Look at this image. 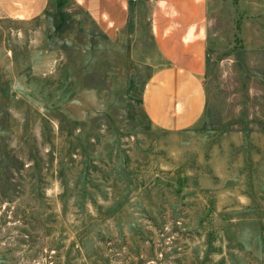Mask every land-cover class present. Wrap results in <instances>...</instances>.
<instances>
[{
	"label": "rangeland",
	"instance_id": "rangeland-1",
	"mask_svg": "<svg viewBox=\"0 0 264 264\" xmlns=\"http://www.w3.org/2000/svg\"><path fill=\"white\" fill-rule=\"evenodd\" d=\"M154 1L115 39L74 0L0 13V264H264V0H205L181 130L142 106Z\"/></svg>",
	"mask_w": 264,
	"mask_h": 264
},
{
	"label": "crops",
	"instance_id": "crops-1",
	"mask_svg": "<svg viewBox=\"0 0 264 264\" xmlns=\"http://www.w3.org/2000/svg\"><path fill=\"white\" fill-rule=\"evenodd\" d=\"M50 0H0L7 18L31 19ZM110 39L129 24L132 0H74ZM153 45L164 60L147 79L143 110L151 122L169 130L187 129L206 105L203 73L207 60L205 0H155L149 16Z\"/></svg>",
	"mask_w": 264,
	"mask_h": 264
}]
</instances>
